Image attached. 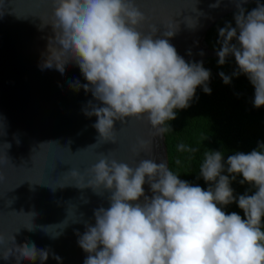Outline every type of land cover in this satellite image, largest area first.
Wrapping results in <instances>:
<instances>
[{"label": "clouds", "instance_id": "clouds-1", "mask_svg": "<svg viewBox=\"0 0 264 264\" xmlns=\"http://www.w3.org/2000/svg\"><path fill=\"white\" fill-rule=\"evenodd\" d=\"M244 2L237 3L235 27L226 22L218 29L217 64L234 56L237 68L231 76L246 75L254 86L253 106L259 108L264 106V3L257 0V6L246 12ZM51 4L50 23L45 24H51L54 37L42 67L55 68L63 76L69 64L78 66L86 83L75 80L69 86L91 93L93 99L82 111L96 117L92 127L97 142L116 143V122L123 124L132 117L148 121L150 137L163 136L177 110L190 106L198 86L211 93L210 70L202 61H186L168 39L155 38L154 24L147 32L139 30L147 17L136 0H51ZM173 35L169 30L162 34ZM219 75L230 83L229 75ZM151 144V139L138 138L131 151L139 155ZM177 149L199 151L183 143ZM87 171L91 174L87 180L75 169L68 174L76 187L110 195L107 208L93 210L94 224L84 221L85 231L77 233L79 247L88 253L83 264H264V143L226 160L221 151H205L199 176L208 184L206 189L180 179L164 160L141 159L130 166L101 153ZM237 175L242 176L240 184L255 189L252 194L234 195L231 182ZM233 202L243 217L223 210ZM5 242L0 233V246ZM11 242L14 248L0 251L5 260L14 256L17 264L37 259L43 264L49 258V250L38 249L34 242L22 247L13 237ZM52 258L62 259L55 253Z\"/></svg>", "mask_w": 264, "mask_h": 264}, {"label": "water", "instance_id": "water-1", "mask_svg": "<svg viewBox=\"0 0 264 264\" xmlns=\"http://www.w3.org/2000/svg\"><path fill=\"white\" fill-rule=\"evenodd\" d=\"M238 2L136 0L147 17L139 30L147 32L149 24L156 25L155 38L168 39L186 61L207 65V59L218 57L217 50L204 45V36L236 10ZM51 9V0H0V233L6 236L0 251L14 248L13 237L17 246L31 241L38 249L47 248L50 254L43 264H83L88 253L79 247L77 233L85 231L84 221L94 224L95 208L109 206L110 193L78 188L68 172L75 169L89 179L87 170L101 153L130 166L141 159L164 160L168 166L167 151L164 135L150 137L148 121L134 117L116 122V143L97 142L92 127L96 117L82 111L93 99L91 93L69 86L75 80L86 83L78 66L69 64L63 76L55 68L42 67L54 37L51 24H45L50 23ZM167 30L174 35L163 37ZM226 59L235 60L231 55ZM138 138L151 139V149L134 155L131 148ZM143 187L150 196L149 186ZM0 264L17 262L14 256L5 260L0 255Z\"/></svg>", "mask_w": 264, "mask_h": 264}, {"label": "trees", "instance_id": "trees-1", "mask_svg": "<svg viewBox=\"0 0 264 264\" xmlns=\"http://www.w3.org/2000/svg\"><path fill=\"white\" fill-rule=\"evenodd\" d=\"M264 3V0H259ZM257 6V0L244 7L250 11ZM225 15L218 20L205 34L204 45L217 50L218 29L225 26L226 22L235 27L234 13ZM218 58L206 60V69L209 67L210 78L208 87L211 93H205L201 86L196 89L195 96L186 109L177 110L176 119L169 121L171 129L164 133V141L167 151L168 168L179 175L182 180L190 184L207 188L208 184L199 176V166L203 159V153L207 150L221 151L224 159L235 152H249L257 148L258 142L264 143V106H253L254 86L246 75L231 76L236 70L235 60L226 59L224 65L217 64ZM220 72L231 77L230 83L225 84ZM207 137L206 139H204ZM198 147L196 153L180 152L179 144ZM180 163L177 164L176 161ZM227 174V173H222ZM242 176L237 175L231 182L234 195L252 194L255 189L245 183L240 184ZM226 213L237 212L243 217V211L235 202L223 206ZM264 225V217H262ZM264 230V227H262Z\"/></svg>", "mask_w": 264, "mask_h": 264}]
</instances>
